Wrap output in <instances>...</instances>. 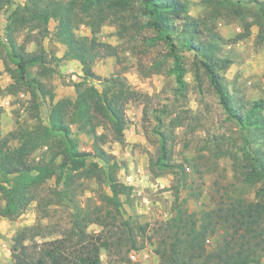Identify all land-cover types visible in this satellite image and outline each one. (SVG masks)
<instances>
[{"label": "rangeland", "instance_id": "374dc122", "mask_svg": "<svg viewBox=\"0 0 264 264\" xmlns=\"http://www.w3.org/2000/svg\"><path fill=\"white\" fill-rule=\"evenodd\" d=\"M182 1L189 3V15L199 21L200 41L218 46L217 57L231 60L229 68L219 71L231 96L247 109L255 103L264 106V0ZM32 3L15 0L0 13L3 137L16 132L27 135L36 129L45 135L52 105L61 99L74 102V84L83 78L81 64L66 57L67 47L57 36L55 20L46 26L21 11L16 20L9 22L16 10L31 7ZM77 4L81 22L74 28L76 36L90 39L96 34L99 43L118 49L119 59L100 60L94 67L95 73L102 78L115 72L125 73L129 86L138 94L127 106L129 123L124 144L116 142L108 126L98 131L107 135L104 148L120 165L119 181L133 188L125 205V220L139 242L144 237V243H140L143 246L137 251L145 249L148 257L141 254L140 261L134 262L130 245L114 240L110 250H102V260L104 264H161L160 245L169 238L167 228L179 210L200 215L235 198L257 199L264 182L249 181L244 175L253 168V151H264V134L256 130L246 132L228 116L194 53L182 51L185 84H178L174 59L168 46L156 40L157 33L147 25L149 17L142 1L79 0ZM88 8L90 12L86 13ZM179 24L180 21L175 22ZM246 26L251 28L250 33ZM8 34L14 36L20 50L47 58V62L30 68V72L49 94L55 95L54 102L49 96L34 101L33 91L26 84L15 82L13 75L18 67L8 48ZM218 37L216 43L212 42ZM93 84L101 89L98 82ZM72 130L79 150L92 153L91 136L76 125ZM58 140L45 138L34 148L30 161L51 162L58 150ZM16 145L14 142L13 146ZM97 175L79 179L74 186L75 203L86 212L96 211L102 205V196L111 194L105 178L100 180ZM54 190L51 181L36 193L38 200L44 199L48 204L46 212L34 201L18 219L0 218V264L14 263L10 249L19 230L43 224L38 238L41 243L57 238L70 227L72 205L62 203ZM102 230L98 223L89 226L92 234ZM221 237L220 231L207 244L208 249L213 250Z\"/></svg>", "mask_w": 264, "mask_h": 264}, {"label": "trees", "instance_id": "16d2710c", "mask_svg": "<svg viewBox=\"0 0 264 264\" xmlns=\"http://www.w3.org/2000/svg\"><path fill=\"white\" fill-rule=\"evenodd\" d=\"M14 1L0 0V13ZM140 1L144 3L149 17L147 25L157 33L156 40L163 41L170 50L178 84H185L182 51L194 53L200 58V65L228 116L246 132L256 130L264 134V106L255 103L247 109L231 96L219 71L229 68L232 62L217 57L218 46L200 41L199 21L189 15V3L182 0ZM32 2L31 7L16 10L9 22L16 20L21 11L46 26L55 20L58 23L57 36L67 47L66 57L81 64L83 78L74 84L77 92L74 102L70 99L54 102L55 95L49 94L45 85L32 77L30 72V68L47 62V58L20 50L14 36L8 34V48L18 67L13 75L15 82L26 84L33 91L34 101L40 96H49L54 104L49 126L44 127L45 135L36 129V132L27 135L16 132L3 137L0 110V218L14 221L34 201H38L39 209L45 212L49 210L45 200H38L36 193L54 181L55 196L62 203L72 205L71 225L57 238L41 243L38 238L42 235L40 230L43 224L19 230L10 249L13 264H104L102 250H110L112 241L118 244L126 241L131 251L140 250L143 246L140 243H144V237L139 242L125 220V205L132 197L133 188L119 181L117 172L120 165L104 148L107 135L98 131L106 125L116 142L124 144L129 123L127 106L137 99L138 94L129 86L125 73L115 72L106 78L95 73L94 67L100 60L108 57L119 59L118 49L99 43L96 34L90 39L76 36L74 28L81 22L79 0L67 3L57 0ZM85 12L89 13V8ZM21 17L25 19L24 15ZM176 21L181 24L175 25ZM245 29L250 33L249 26ZM219 39L215 38L212 42L216 43ZM95 82L99 83L101 89L93 84ZM73 125L91 136L92 153L79 150ZM45 138L59 139L54 158L48 163H32L30 156L34 148L41 145ZM14 142L16 146H13ZM163 152L167 154L165 147ZM253 155V168L244 175V179L264 182V151L254 150ZM94 173H98L100 180L102 176L105 178L111 194L102 196V205L96 211L86 212L75 203L74 186L79 179ZM95 223L103 230L92 234L89 226ZM220 231L222 237L215 248L209 250L208 241ZM166 232L170 236L162 242L158 252L161 264H264V188L260 189L256 200L235 198L200 215L181 209Z\"/></svg>", "mask_w": 264, "mask_h": 264}, {"label": "built area", "instance_id": "2783aa9c", "mask_svg": "<svg viewBox=\"0 0 264 264\" xmlns=\"http://www.w3.org/2000/svg\"><path fill=\"white\" fill-rule=\"evenodd\" d=\"M211 241H208V243H210ZM141 254H143L144 257H148V255L146 254V250H142V251H133L132 254H131V259L134 261V262H139L140 261V257H141ZM146 259V258H144Z\"/></svg>", "mask_w": 264, "mask_h": 264}]
</instances>
